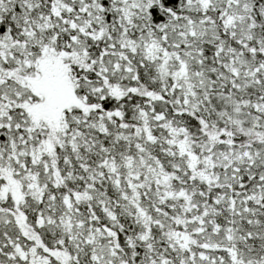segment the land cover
Masks as SVG:
<instances>
[{
  "label": "snow or ice",
  "instance_id": "snow-or-ice-1",
  "mask_svg": "<svg viewBox=\"0 0 264 264\" xmlns=\"http://www.w3.org/2000/svg\"><path fill=\"white\" fill-rule=\"evenodd\" d=\"M0 264H264V0H0Z\"/></svg>",
  "mask_w": 264,
  "mask_h": 264
}]
</instances>
